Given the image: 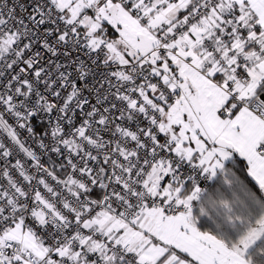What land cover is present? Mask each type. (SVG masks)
Masks as SVG:
<instances>
[{
    "label": "snow or ice",
    "instance_id": "6c2138e0",
    "mask_svg": "<svg viewBox=\"0 0 264 264\" xmlns=\"http://www.w3.org/2000/svg\"><path fill=\"white\" fill-rule=\"evenodd\" d=\"M0 264H264V0H0Z\"/></svg>",
    "mask_w": 264,
    "mask_h": 264
}]
</instances>
